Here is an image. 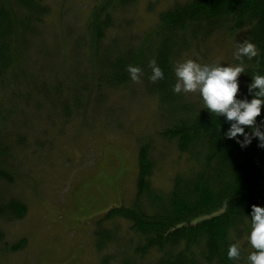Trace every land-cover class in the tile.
Wrapping results in <instances>:
<instances>
[{
	"label": "trees",
	"instance_id": "1",
	"mask_svg": "<svg viewBox=\"0 0 264 264\" xmlns=\"http://www.w3.org/2000/svg\"><path fill=\"white\" fill-rule=\"evenodd\" d=\"M136 1L91 0L81 32L64 23L51 35L50 0H0V183L27 176L26 155H39L29 146L31 116L45 141L55 124H85L92 102L103 103L107 90L134 83L126 69L136 65L142 69L137 83L157 99L165 125L136 139V192L97 219V264H247L254 251L247 241L252 205L264 206V147L258 138L241 147L225 137L230 122L204 109L201 97L172 89L178 62L207 55L217 33L236 37L245 31L243 41L259 49L257 57L243 58L246 72L238 77V97L250 100L252 75L264 74V0L176 2L139 33L128 32L130 24L119 14ZM153 60L164 72L156 82L149 79ZM257 123L264 125V106ZM160 141L174 145L186 162L166 187L153 182ZM27 211L19 198L0 201L6 222ZM4 238L0 230V242ZM237 242L241 258L229 260L228 248ZM5 243L12 251L28 244L26 237Z\"/></svg>",
	"mask_w": 264,
	"mask_h": 264
},
{
	"label": "rangeland",
	"instance_id": "2",
	"mask_svg": "<svg viewBox=\"0 0 264 264\" xmlns=\"http://www.w3.org/2000/svg\"><path fill=\"white\" fill-rule=\"evenodd\" d=\"M181 1L186 0H137L119 12L120 22L130 24L128 32L147 31L156 24L160 11ZM50 3L51 35L64 23H73L79 27L73 31L81 32L93 6L91 0ZM245 36V31L236 37L217 33L209 41L207 55L191 59L234 64V53ZM107 91L105 102L91 103L89 115L83 118L85 124L74 119L60 128L55 124L47 141L37 133V116L28 119L29 146L39 155H26L27 176H18L13 184L0 183L1 202L19 198L28 210L19 219H0V230L5 233L0 242V264H97L93 240L97 219L110 208L130 201L136 192V139L165 125L159 119L157 99L148 96L137 82ZM188 96L200 97L198 93ZM40 127L45 129V125ZM160 142L153 182L166 187L186 162L174 145ZM23 237L28 242L25 248L12 251L6 247L5 239L10 247Z\"/></svg>",
	"mask_w": 264,
	"mask_h": 264
},
{
	"label": "clouds",
	"instance_id": "3",
	"mask_svg": "<svg viewBox=\"0 0 264 264\" xmlns=\"http://www.w3.org/2000/svg\"><path fill=\"white\" fill-rule=\"evenodd\" d=\"M258 55L257 45L245 40L239 43L234 53L235 60L241 61L240 63L223 64L219 60L201 63L186 59L174 66L176 83L173 92L198 93L204 109L213 116H223L230 122L224 136L229 139L235 138L241 147L251 144L253 138H258L259 146L264 147V125L257 123V117L264 106V74L252 75V81L248 84V92L252 96L250 100L237 95L240 90L238 77L246 72L243 58L251 60ZM150 67L152 71L149 79L152 82L164 78V72L155 60L150 62ZM126 70L132 81H140L142 69L139 66L130 64ZM246 126H250V132L245 130ZM250 218L247 241L254 251L247 255V264H264V206L252 205ZM227 257L233 261L241 258V247L238 242L230 244Z\"/></svg>",
	"mask_w": 264,
	"mask_h": 264
}]
</instances>
